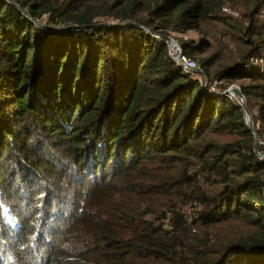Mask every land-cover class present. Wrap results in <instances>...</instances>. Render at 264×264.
Returning a JSON list of instances; mask_svg holds the SVG:
<instances>
[{
	"label": "trees",
	"instance_id": "1",
	"mask_svg": "<svg viewBox=\"0 0 264 264\" xmlns=\"http://www.w3.org/2000/svg\"><path fill=\"white\" fill-rule=\"evenodd\" d=\"M14 1L0 0V264H264V0ZM227 8L250 44L235 63L213 75L206 40L181 43L205 84L166 42ZM240 79L254 131L222 94Z\"/></svg>",
	"mask_w": 264,
	"mask_h": 264
},
{
	"label": "rangeland",
	"instance_id": "2",
	"mask_svg": "<svg viewBox=\"0 0 264 264\" xmlns=\"http://www.w3.org/2000/svg\"><path fill=\"white\" fill-rule=\"evenodd\" d=\"M223 12L225 14L223 13L222 16L226 17V19L206 23L199 32L189 30L185 33H170L169 35L177 38L183 45L186 44V42L196 44L200 41V39L204 38L206 40V50L202 55H198L197 57H213L215 62L210 67L211 74L223 69L226 66L232 65L250 48V44L246 37L242 35L236 20H234L233 17L229 19L227 18L226 14L230 13V10L228 8L223 9ZM231 14L236 15V12L231 11ZM262 18L264 19V15ZM97 20H104V17H98ZM198 73L200 80H204V74L201 71ZM243 82H246V80L240 79L233 84L239 85ZM217 84L218 81L215 79L212 85V90L218 91ZM163 202V198L159 197L154 203V208H161ZM180 206L188 219L189 217H194L195 212L200 209V205L191 202L186 203L180 201ZM7 216L8 220L13 221L14 215L12 212L8 211Z\"/></svg>",
	"mask_w": 264,
	"mask_h": 264
},
{
	"label": "built area",
	"instance_id": "3",
	"mask_svg": "<svg viewBox=\"0 0 264 264\" xmlns=\"http://www.w3.org/2000/svg\"><path fill=\"white\" fill-rule=\"evenodd\" d=\"M176 39L175 37L170 36L166 42L169 56L183 70H185L186 72H190L195 78L200 79L198 72H200L201 70L199 69V66L194 59L186 56L183 53V48L180 47L181 42L177 39L180 43L179 45Z\"/></svg>",
	"mask_w": 264,
	"mask_h": 264
},
{
	"label": "water",
	"instance_id": "4",
	"mask_svg": "<svg viewBox=\"0 0 264 264\" xmlns=\"http://www.w3.org/2000/svg\"><path fill=\"white\" fill-rule=\"evenodd\" d=\"M12 2L14 4H17L14 0H12ZM22 13L24 16H26L28 19V14L27 12L24 10V9H21ZM125 22H129V20H126L122 23H125ZM120 23V24H122ZM71 26H75V24H72V25H68V26H65V27H62V28H67V27H71ZM176 39V38H175ZM177 40V39H176ZM178 41V40H177ZM179 43V41H178ZM180 45V43H179ZM180 47L182 48V46L180 45ZM200 69V67H199ZM201 70V69H200ZM208 82V77L205 78V84ZM231 94L235 99L236 101L239 103V105L242 107V110L244 112V116H245V120H246V124L247 126L251 129V130H255L254 128V123H253V120H252V117H251V114H250V111H249V108L246 104V100H245V97H244V94L242 93V90L240 88L239 85H236V84H232L229 86V88L225 89L222 94ZM257 143H258V140H257ZM257 154L264 159V154H262L261 152L257 151Z\"/></svg>",
	"mask_w": 264,
	"mask_h": 264
},
{
	"label": "bare ground",
	"instance_id": "5",
	"mask_svg": "<svg viewBox=\"0 0 264 264\" xmlns=\"http://www.w3.org/2000/svg\"><path fill=\"white\" fill-rule=\"evenodd\" d=\"M249 111H250V109H249ZM250 114H251V117H252V112L250 111ZM252 120H253V117H252ZM254 123V122H253Z\"/></svg>",
	"mask_w": 264,
	"mask_h": 264
}]
</instances>
